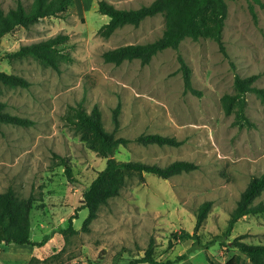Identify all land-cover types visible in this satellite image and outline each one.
<instances>
[{"label": "rangeland", "instance_id": "374dc122", "mask_svg": "<svg viewBox=\"0 0 264 264\" xmlns=\"http://www.w3.org/2000/svg\"><path fill=\"white\" fill-rule=\"evenodd\" d=\"M22 1L29 8L33 0ZM98 1L73 0L58 16L41 18L30 28L17 26L0 42V70L30 81L28 87L3 88L5 110L33 120L28 126L0 124V193L13 187L20 197H36L32 236L52 234L43 244L40 263L127 264L143 257L151 242L154 256L172 264H226L236 254L245 257L230 242L243 236L248 243L264 244V212L245 214L228 236L223 234L242 191L264 172V103L248 92L245 115L250 123L240 124L236 111L226 113L223 96L235 93L237 74H257L255 84L264 87V0H228L224 49L212 38L187 37L178 50H161L147 64L139 59L107 62L103 52L159 38L164 15L146 17L139 26L127 24L105 37L100 28L109 17L98 11ZM108 1L137 8L153 0ZM16 3L0 0V7L8 10ZM57 34L68 35L58 45L67 54L58 68L33 55H7ZM179 54L191 67L198 93L185 89ZM119 104L117 135L131 141L115 149L118 160L166 165L184 159L197 168L167 179L145 173L142 181L132 175L85 229L83 194L105 168L106 158L89 146L76 114L97 105L112 131ZM142 133L174 136L181 144L143 145L135 140ZM206 200L211 209L196 230V213ZM256 202H264V192ZM70 226L74 230L62 232ZM184 230L197 233L202 244L214 243L191 250L195 239L180 236ZM179 256L183 258L177 261Z\"/></svg>", "mask_w": 264, "mask_h": 264}, {"label": "trees", "instance_id": "16d2710c", "mask_svg": "<svg viewBox=\"0 0 264 264\" xmlns=\"http://www.w3.org/2000/svg\"><path fill=\"white\" fill-rule=\"evenodd\" d=\"M73 0H33L30 7H26L22 0H17L14 7L8 10L0 7V42L4 35L12 31L17 26L30 28L41 18L47 16H58L64 11ZM98 11L109 17L108 21L100 28V33L111 36L118 28L131 24L139 26L140 23L149 16L162 13L165 17V29L163 34L151 42L128 43L107 49L103 52V57L107 62L120 64L125 60L139 59L142 64L149 63L153 56L166 48L179 49L181 42L191 37L199 39L201 37L212 38L223 46V30L229 14L228 0H153L151 3L141 5L137 8H119L108 0L98 1ZM67 34H57L46 39L22 45L18 50L8 52L9 58L33 55L41 62L59 67L61 58L67 57L58 45L66 41ZM180 69L184 76L185 89L198 93L192 83L191 67L188 65L182 54L178 55ZM257 74L241 76L237 74L234 80L235 93L225 94L223 104L226 113L236 111L237 122L240 124L250 123L245 115L247 104L246 95L248 92H255L264 103V87L255 84ZM30 81L17 73H9L0 70V124L14 123L28 126L33 120L19 115L11 114L6 108V102L1 99L3 88L28 87ZM120 104L113 110L114 129L109 131L103 123L102 112L96 105L91 111L79 108L77 111V121L82 127L85 139L89 146L96 150L101 156L106 158V166L100 170L91 182L89 188L84 191L83 208L88 209V215L83 227L88 225L98 217L99 209L107 204L110 199L118 196L127 179L132 175H137L140 180H145V173H152L162 178H170L181 172H189L197 168L193 161L179 159L166 165L147 163L141 160H118L114 156V151L119 145L128 144L131 139L118 136L120 127ZM135 140L143 145H179V141L174 136L162 135L159 133H142ZM69 173V171H68ZM264 192V172L254 176L242 191L235 208L232 210L228 224L224 230V236H228L234 228L238 219L248 213L264 212V202H256V199ZM36 201V197L31 194L28 197H20L13 187L0 193V244H31L41 246L51 237L46 234L42 240L33 241L31 239V211ZM212 202L204 201L197 210L196 230L205 222ZM74 230L72 226L63 229L62 232ZM180 236L184 239H195L196 245L191 250L204 249L214 240L202 244L197 233L182 231ZM219 238L220 236H216ZM243 236L234 238L230 245L236 247L241 254L231 257L226 264H244L250 260L251 264H264V244L248 243L242 240ZM152 242L141 258L132 260L127 264H137L148 262L150 264H172L173 260H159L154 256ZM179 256L177 261L182 259ZM209 264H215L212 260Z\"/></svg>", "mask_w": 264, "mask_h": 264}, {"label": "crops", "instance_id": "0c3cea01", "mask_svg": "<svg viewBox=\"0 0 264 264\" xmlns=\"http://www.w3.org/2000/svg\"><path fill=\"white\" fill-rule=\"evenodd\" d=\"M43 226V223L40 224ZM34 225L31 219V239L33 241H40L42 239L33 238ZM49 234V233H47ZM46 235V234H45ZM50 239H52L50 237ZM0 247V264H41L40 260L44 255L45 246H33L31 244H2Z\"/></svg>", "mask_w": 264, "mask_h": 264}, {"label": "water", "instance_id": "95a60500", "mask_svg": "<svg viewBox=\"0 0 264 264\" xmlns=\"http://www.w3.org/2000/svg\"><path fill=\"white\" fill-rule=\"evenodd\" d=\"M11 244H14V243H11Z\"/></svg>", "mask_w": 264, "mask_h": 264}]
</instances>
